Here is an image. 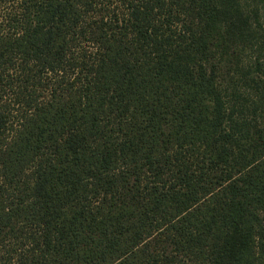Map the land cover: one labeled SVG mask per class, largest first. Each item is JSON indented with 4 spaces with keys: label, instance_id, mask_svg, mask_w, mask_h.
Masks as SVG:
<instances>
[{
    "label": "trees",
    "instance_id": "16d2710c",
    "mask_svg": "<svg viewBox=\"0 0 264 264\" xmlns=\"http://www.w3.org/2000/svg\"><path fill=\"white\" fill-rule=\"evenodd\" d=\"M263 0H0V264H264Z\"/></svg>",
    "mask_w": 264,
    "mask_h": 264
},
{
    "label": "rangeland",
    "instance_id": "374dc122",
    "mask_svg": "<svg viewBox=\"0 0 264 264\" xmlns=\"http://www.w3.org/2000/svg\"><path fill=\"white\" fill-rule=\"evenodd\" d=\"M259 7V13L261 15V23L264 24V0L262 3L258 5Z\"/></svg>",
    "mask_w": 264,
    "mask_h": 264
}]
</instances>
